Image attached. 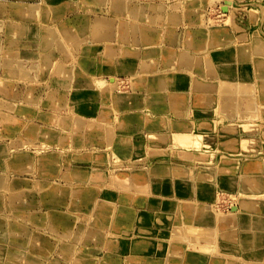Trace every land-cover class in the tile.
Wrapping results in <instances>:
<instances>
[{
	"label": "bare ground",
	"instance_id": "obj_1",
	"mask_svg": "<svg viewBox=\"0 0 264 264\" xmlns=\"http://www.w3.org/2000/svg\"><path fill=\"white\" fill-rule=\"evenodd\" d=\"M16 1L18 2H15L12 5H17L20 2L23 5L21 6V11H24L22 7H25L27 5V4L25 5V3L28 2V5L26 6V10L31 14V16L32 15L38 16L41 14L42 18L46 23L53 20L54 22H57L69 12L68 10H75L76 8L79 7L78 2L75 3L72 0H16ZM35 1H39V2L43 1V5L35 6L29 4V3H34ZM109 1L110 0H101V3L98 6H100L103 2H109ZM235 1L236 0H230L231 3H235ZM0 2L3 1L1 0ZM117 2L118 3L116 4L118 6L120 7L124 6V1L120 3L119 0H117ZM127 2L128 1H126V3ZM113 3L115 4L114 0ZM210 8L206 10L207 13L206 16H208L206 19L207 23L223 26L220 23H216L213 20L212 16H210L212 10H214ZM228 8L231 11L229 6ZM2 14L3 11L0 10V15ZM105 19H104L105 22L103 23L100 22L99 20H96V22L102 24L103 26L106 25L107 33L108 35L111 36L115 33L117 26L113 19L107 17H105ZM3 25L4 24H2L1 21L0 30L3 29L2 27ZM126 26L125 27L127 29L124 26L123 29L126 32L127 31L131 32L133 28L130 26V24ZM56 28L52 27L51 29H49L50 33L48 32V30H45V32L49 34L52 33V35L54 36V38H52V40L54 39L53 44L48 43L47 39L44 40L42 38V44L45 47V51L42 56V61L44 62V64L47 63L50 64L53 61V58L56 56L54 53L57 51L62 52L64 49V45H63L64 41L61 39L59 33L55 32ZM66 30L67 29H64L65 38H67V31H68ZM48 36L49 35H47V37ZM43 37H46V33L43 34ZM22 39H24V37L18 36V31L15 30L12 31V35L9 40L11 45H15L17 44L16 41ZM240 39L244 40L242 38ZM231 43L232 41H230V44ZM0 45H2L1 42ZM25 53H27L30 57L32 56V58L27 57V59H20L15 55H10L8 62H10L11 65L15 64L18 66L20 65L24 66L29 71L35 69L33 63L34 61L33 54L28 52ZM244 60L246 61L244 62ZM38 61H40V58L38 59ZM185 61H189V59H186ZM185 61H183L181 64L183 65ZM216 62L219 66L218 69L219 77H217L214 69L213 71L208 69L207 73H204V71H203L204 74L201 73V75H203L202 80L188 76L186 77L183 75L179 76L178 78L172 81L171 79H167V78L166 79L159 78L156 79L154 83L162 89L161 94H157V95L152 94L151 96L148 95L149 96L148 99L150 98L151 103L154 107L160 104H164L166 105V107H169L172 106L173 103H179L180 104L179 108L177 106L176 109H179L180 113L182 112V115L186 117L185 118L186 120H190L186 122L184 125L180 126L178 130L171 129L173 130L171 133L154 132L156 135V136L154 135L156 138V142L158 141L167 142L168 143L167 145L169 147L167 151L170 150L169 154H167L166 152L154 154L156 155L155 158L158 159L160 162H162V160L165 159L179 162L180 160H177L176 158L172 157L176 154H172V153L176 151V149H180V148L188 150L185 156L179 155L180 158L182 159L181 162H179V165L182 166L184 170L187 169L189 171L188 173L193 172L192 175H189L187 177L185 176L186 178L178 175V173L182 171L180 167H177L179 168L177 169L175 166L173 167L163 163L160 165L156 164L158 165L160 171L162 172L160 181H156V183L154 182V176L148 174L147 182L145 184H138V182L142 181L143 179L138 181V178H136L135 175L133 174L136 171L135 170L134 172H130L129 174L118 175L119 177L116 175V173L109 171L110 174L109 178L114 180V185L116 187V189L113 190L112 189L109 190L108 188H93L92 186L87 187L86 185H81V186L75 185L74 183H72V181L74 180V172L76 170L72 169L69 171V169L66 170L62 169L63 165H67L71 163L70 158H72L73 153L84 152V154H87L88 152H96L97 154H99V153L107 152V151L97 150L98 148L96 143L98 141L97 137L100 136L98 133H100L101 131L95 130L94 128H98V127H94L92 124H89L87 120L82 119L80 116L74 117V120L72 122V126H73L72 128L76 130V137L72 138L69 141V143L64 144L65 147L64 149L62 147L63 149V150L61 149L62 151L60 150V152L58 153L55 152V154H51L50 152H48L47 154L38 156L41 150H44L45 148L50 149L49 145L45 147L43 146L44 148L41 146L36 149L31 148L32 150L27 149L23 151V153H27V154L29 153V155L32 156L31 158L32 161L28 162V165H26L24 169L31 170L32 173L38 172V174H40L41 176L42 173H44L43 169L45 170L54 169L57 171V173H53L52 175L55 174V176L57 175L56 177H59L61 180H63V182H60V184L54 182L51 183L47 182L48 183L46 184L47 192L45 194L46 200L43 199L41 201L42 204H46V203L48 204L50 202H58L67 205L69 203L71 205L73 204L76 209L83 210L87 204L90 205L89 203L90 200H89L86 205L82 206L87 201V196H90L91 190H94L92 193V195L95 196V202L92 203L93 208L89 212V214H85L84 216H82V218L83 217L86 218L84 222L85 227H82L80 232H76V235H80L79 239L83 241L84 239H89V240H93L97 238L101 239L99 243H101L102 249L100 247V251H102L104 254L101 255L100 259L106 260L111 256H118L121 259H129L131 257H137L134 254L140 253L138 256L139 257L142 256V257L139 259V263L137 264H230V256L234 255L239 258V261L237 263L235 262V264H264V223L263 225H259L260 223L257 222H260L261 218L253 216L254 212L255 213H261V211L264 212V199H262V197H264V124L263 127H259V128L257 127L258 129L251 131L252 129L256 128L257 125H259L258 124L259 121H261V123L264 122V108L261 109V107H259V105L255 102L253 103L240 102V99H242L241 96H246L251 98L252 100L253 99L257 100L258 94L260 92V99L262 98V102L264 103V66H260L259 64V62H261V64L264 63V40L259 36H257L256 40H254V42L251 44V48H249V51L243 49L241 52H239L237 51L236 48H234L232 52L230 51V61H227V59H223L222 57H217ZM95 64L99 66L98 62H95ZM95 68H100V67H95ZM156 68L158 69V67ZM59 70L62 71L61 73L63 75L69 77L68 81L71 84L68 83L67 87L70 90H74L73 93L72 91L69 90V92L72 93L71 97L72 98L74 97V99L76 100H81V98L78 96V93L83 92L82 90H80L82 88L77 89L75 87H77L78 84H73L75 83L76 78L79 77L80 72H78L75 68H72L70 70L66 66L60 67ZM206 77H209L210 79ZM206 79H208L209 81ZM110 80H111L110 85L113 88V90L116 92L117 94L116 96H111V95L109 96L107 94L104 95L101 91H99L101 86L106 84L104 79H99L98 80L99 83L98 84L96 83L94 84V86H92L91 93L93 94L91 95L89 94L90 96H88V94L86 93V95L90 97L91 100L93 99L92 101L94 102H97L96 100L98 97L102 99L100 100V102L103 101V99L110 100L111 98L112 102L114 101L116 105L124 106V103H126V98H128L127 92H124L121 83L118 82V78L112 77L110 78ZM220 85H222V87H220ZM76 91H78V93ZM21 95L22 94H20V96ZM190 100H193L194 103L197 104L196 106L197 108L200 109V112L197 113L194 111L192 112L189 109L188 104ZM157 102L159 104H156ZM94 110L95 109H93V112ZM209 114L211 115V117L203 118V115H209ZM86 116H87V112H86ZM193 116L197 119L194 122L195 124L199 123L198 125L199 128L197 127V125L191 124V122L193 121L192 120ZM227 119H229L230 122L226 121L227 124H225L224 120ZM14 125L15 124L13 121L12 123L2 122V119L0 117V129L3 126V127H7V129L11 131L15 129ZM39 126H37V128ZM131 126L132 124H130V128L132 129ZM35 132L36 131L33 130L31 132V136L38 135L39 137H42L47 134L44 133L43 129H41L38 132V134ZM120 132H122V129H120ZM132 132L133 133L131 134H138L143 132V134L145 135L144 126L137 125L135 126V128L133 127ZM220 133L226 136L224 137L222 136V134L220 135ZM52 135L55 138L57 137L53 133ZM144 135L142 139L139 140L142 145L148 143V141L146 140V136ZM217 137H224V139L222 140L223 144L222 143L212 144L207 142L208 140H214ZM210 144L213 146H217V148L219 147L220 151L222 150L226 151L225 149H230V152H233L235 154H238L239 152L240 153L245 152L248 155L256 158H253L251 161H249V163L246 164L245 162L247 160L243 159L242 157H239L238 159H234V162H232L231 164L239 165V168H236L235 170L231 171V167H230V173L226 172L225 176L219 173V170L216 169L217 168L216 166H204V164H201L200 162V166L196 168L197 163L195 161H203V157L192 159L195 155L194 153L196 151L195 149L197 147L198 148L201 147L202 145L209 147ZM136 150H138L139 152L140 149L137 147ZM206 150H208V148ZM2 152H3L2 149H0V156L3 155ZM260 152H263V154H261ZM119 154L114 152L115 159L122 157ZM174 157H178V156H174ZM36 158L37 159L39 158L40 162H38V160L36 161ZM122 160H126V157L125 158L123 157ZM188 160L193 163H189ZM224 161H226L228 166L230 165L229 159H225ZM15 162H16V158H15ZM21 164L23 165V162ZM80 167L83 168L84 170L89 171V169H87L85 165H82ZM222 167L223 166H221V168ZM11 168H12L11 163L6 164L5 161L1 162L0 159V169L2 172L0 174V204L8 203L13 205V208L18 206L31 208L33 206H37L38 204H40V202L38 201L36 202V200L32 197V195L27 194L26 192L27 189L21 188L17 181L8 179V175L4 176V172L8 170L10 171ZM257 169L263 170V173L260 175H256L257 173H255L254 170ZM206 173H208L209 176L211 175L210 182L213 183L214 188L216 190L222 189L223 191L230 192L231 195L238 196V198L241 199L240 201L243 202L244 208L242 206H238L234 204L231 206L229 214H220L214 211L212 205L202 204L200 202V199L201 196H203L204 194L201 191L202 187L201 184L198 183V179L200 175L201 176L204 175V177H206L205 176ZM80 178L82 179V176H80ZM86 178L88 180L90 178L89 174L87 173L85 179ZM225 180L227 182H224ZM249 181L251 182V184L254 181H257L258 187L257 185H250ZM38 184L39 186H41V188H43V186L40 185L42 184V182L38 181ZM25 185L26 183L24 184V186ZM26 187L28 186L26 185ZM33 188H37V187H33ZM152 193H155L156 197H151L154 196V194ZM49 197H51L50 198L51 201L47 200ZM80 197H84L83 203L79 202ZM211 197H213V195L210 196V198ZM114 198L117 199L114 200ZM235 199L232 198L230 200H235ZM121 207H128L131 209L130 211L127 212L122 211L124 212L126 217L125 216L121 217V214L119 212V209ZM245 212L248 214L245 215L246 214ZM160 213H168V214H160ZM178 214H179V223L178 222L174 223V220L172 221L171 219H166L167 216L176 217ZM158 221H161V223H158ZM164 223L165 226H163ZM53 224H54L53 222L49 223V226L47 227L48 229L47 235H49V233L53 230L51 228ZM90 225H94L95 227H91ZM177 227L184 228L185 230H187V228H191V230L193 229L195 232L189 234L187 231L185 233H182L180 231L181 234H179V232H177ZM144 228H147L148 230L144 231ZM245 228H249V230H247V232L240 231ZM200 231H204L205 232L204 235L198 236L197 232ZM258 232H260L261 235H258ZM21 233L23 232L21 231ZM129 233L130 236L127 237ZM42 239L40 238L39 242L37 243L33 240H28L27 243L33 245V250L35 252H38L39 253L38 255H41V253L43 252L44 253L51 252L47 258L41 257L39 259H36L31 255H25L24 256L25 258L21 257L20 262L18 261L15 262L19 264H36V263L42 264V262H44V264H55V263L58 264L57 262L59 260H57L56 256L59 255L53 253L57 251L56 248L58 245H56V248L53 250L50 246L51 243L48 241H44L41 243L40 241H42ZM26 247L28 248V245H26ZM58 247H61V245L59 244ZM197 247H200L202 250L196 251L193 249ZM245 247L251 248V250L250 251L245 250L244 249ZM61 248L64 250V247ZM0 249L3 252L2 253L3 255L4 251L2 244L0 245ZM254 254L259 256V260L255 259L256 257ZM19 259L20 258H16L15 260H19ZM1 262L2 259L0 256V263ZM105 263H110V262L105 261Z\"/></svg>",
	"mask_w": 264,
	"mask_h": 264
},
{
	"label": "crops",
	"instance_id": "obj_2",
	"mask_svg": "<svg viewBox=\"0 0 264 264\" xmlns=\"http://www.w3.org/2000/svg\"><path fill=\"white\" fill-rule=\"evenodd\" d=\"M2 1L4 3L0 2V10L3 11V14L0 15V22L2 21L4 25L2 26L3 29L0 30V42L2 44L0 45V53H2L0 54V117L2 122L12 123L13 121L15 129L10 131L7 127H1L0 149H2L3 155L0 156V159L1 162L5 161L6 164L11 163L12 165L10 171L4 172V176L8 175V179L17 181L21 188L25 182H23L24 173H32L31 170L24 169L28 165V162L32 161V156L29 153H23V151L49 145L51 154L60 152L62 147L64 149V144L69 143L72 138L76 137V130L72 128V122L74 117L77 116L87 120L94 127H98H93L95 130L101 131L98 133L100 136L97 137L98 141L96 142L97 147L100 148V150L97 148L98 151L107 150V152L111 151L110 153H120L119 155L124 158L126 157L125 162L128 164L138 163L135 162L138 160L149 163L151 160H154L155 153L166 152L169 154L170 150L167 151L169 149L168 143L164 141H158L160 143L156 142L154 132L171 133L173 131L171 129L178 130L180 126L190 120H186L182 112L180 113V110L176 109L177 106L179 108V103H173L169 107H166L164 104L156 105V107L152 105L150 98L148 99V95L161 94L162 90L154 81L159 78H167L172 81L181 75L202 80L203 75L201 73H207L208 69L211 71L214 69L217 77H219V66L216 62L217 57L230 61V51L232 52L234 48L239 52L243 49L249 51V48H251V44H244L240 39L242 37L231 26H219L207 23L206 19L208 16H206V10L213 7L217 0H119L120 3L124 1L123 7L116 4L118 3L117 0H114L116 5L113 3V0H110L109 2H103L100 5L101 7L98 6L101 0H72L75 3L78 2V8L68 10L69 12L57 22L53 20L47 23L41 14L31 16L26 10L28 2L25 3V5L27 4L25 7H22L24 11H21V6L23 5L20 2L17 5H12L18 1ZM126 1L128 2L126 3ZM29 4L40 6L43 5V1H35ZM16 8L19 10L17 16L13 14ZM105 17L113 19L117 26L115 33L111 36L107 33L106 25L103 26L96 22V20L102 23L105 22ZM128 24L133 28L131 32H126L123 29V26L125 27ZM52 27H57L55 32L59 33L61 39L64 41V49L62 52L57 51L59 54L57 52L54 53L56 56L50 64H44L42 56L45 47L42 44V38L44 40L47 39L48 43L53 44L54 39L52 40V38L54 36L52 33L49 34V29ZM64 29L68 30H66L67 38H65ZM15 30L18 31V36L24 37V39L16 41L17 44L15 45H11L9 39L12 31ZM45 30H48L49 33L45 32ZM44 32L46 33V37H43ZM47 35L49 36L47 37ZM230 41H232L231 44ZM25 52L33 54L35 69L29 71L24 66L11 65L8 62L10 55H15L20 59L30 57ZM39 58L40 61H38ZM186 59H189V61H185ZM183 61L185 62L182 65ZM95 62H98L99 66ZM63 66H66L70 70L75 68L80 72L79 77L76 78L73 84H78L75 87L77 89L82 88L80 90L83 92L78 93L76 91L81 100L71 97L74 90H70L67 87L68 83H70L68 81L69 77L63 75L62 71L59 70ZM112 77L118 78L121 86H126L124 92H127L128 98H126L124 106L116 105L114 101L112 102L111 98L110 100L103 99L100 102L102 99L98 97L97 102H94L92 101L93 99L91 100L88 97L93 94L91 93L92 86L96 83L98 84L99 79H104L106 82L101 88L99 86V91L104 95L116 96V92L110 85V78ZM206 78L210 79L209 77ZM20 94L22 95L20 96ZM156 104L159 103L157 102ZM196 105L193 100H190L188 107L196 113L200 112V109ZM92 108L95 109L94 112ZM101 111L104 112L102 113ZM130 124H132V129L137 125H143L145 135L143 132L131 134L133 132ZM191 124L197 125L199 128V123L195 124L192 121ZM37 126L39 127L37 128ZM41 129L44 130V133H47L45 136H31L33 130L38 134ZM120 129H122V132H120ZM52 133L57 137L55 138ZM143 135L146 136V140L148 141L145 145H142L139 141ZM222 136L225 135L222 134ZM137 147L140 149L139 152L136 150ZM226 150L230 151V149ZM13 156L20 157L16 161L17 163L15 160H12ZM37 160L40 162L39 158H36ZM17 173L18 177L14 175ZM35 179L37 177L31 180L30 186ZM32 189L34 192H30L29 188L27 194L32 195L33 198L35 197L36 200L38 190L37 188ZM38 202L40 201L38 200ZM51 205L52 207H49ZM42 206L38 204L31 208L22 206L13 208V205L8 203L0 204V245L2 244L4 251L2 255L3 252L0 249L2 259L0 264H19L15 261L20 262L21 257L25 255H31L36 259L41 257L47 258L51 252H43L41 255H38L39 253L33 250V245L27 243L28 240H33L37 243L40 238H43L40 241L41 243L44 241L50 242L53 250L59 244L61 247H64L63 250L57 246V251L53 252L56 255L62 256H56L57 260H59L58 264L139 263V259L142 256L139 257L136 254L134 255L137 257L129 259L111 256L106 260H102L100 257L104 253L100 251L101 243L99 242L101 239H84L83 241L79 239L80 235L76 237V232H80L82 227H85L84 222L86 219L82 218V216L85 215L84 213L90 212L93 207L80 210L76 209L73 204L68 203L64 205L58 202H50L42 204ZM46 206L49 209H46ZM58 207L64 211L65 221H62L59 215H57L59 211L57 210ZM70 209L79 210V216L74 218L71 214L65 212ZM130 210L128 207H121L119 209L121 217L124 213L122 211L127 212ZM23 212L25 213V218ZM34 216L35 218L32 219ZM17 217L30 219L33 225H36V220L37 225L39 221L42 223L45 221L44 227L46 229L49 223L53 222L54 224L51 228L54 232H51L54 236L58 235L59 237H53L52 233L42 235V232L36 231L37 225L31 226L33 229L27 228L23 230L22 227L24 225L21 223L23 219H18ZM90 226L95 227L94 225ZM19 238H23L25 245H21L17 241ZM26 245H28V248ZM16 258L20 259L15 260ZM105 261H109L110 263H105Z\"/></svg>",
	"mask_w": 264,
	"mask_h": 264
},
{
	"label": "rangeland",
	"instance_id": "obj_3",
	"mask_svg": "<svg viewBox=\"0 0 264 264\" xmlns=\"http://www.w3.org/2000/svg\"><path fill=\"white\" fill-rule=\"evenodd\" d=\"M228 6L230 7L231 11L229 10ZM210 9H214V10H212V13L210 15V16H212L213 20L216 23H220L221 25L232 26V28L239 35L241 34L240 36L242 37V39H244L241 41L244 42V44L245 43L252 44L254 42V40H256L257 36H259L260 38H262L264 40V0H236L235 3H231L230 0H217L214 3L213 7H211ZM14 12L15 13H13V14H15L17 16L19 13L18 8H16ZM259 64H260V66H264V63L261 64V62H259ZM220 87H222V85H220ZM122 88H123V90H125L126 86L122 85ZM241 98L242 99H240V102H249V103L255 102L259 105V107H261V109L264 108V103L262 102V98L260 99V92L258 94L257 100L256 99L252 100L251 98L246 97V96H241ZM207 117H211V115L210 114L209 115H203V118H207ZM257 118H255V119H257ZM192 120L196 121L197 119L193 116ZM226 121L230 122L229 119L224 120L225 124H227ZM258 124L259 125L261 124V125L260 126L257 125L256 128L252 129L251 131L258 129L259 127H263L264 122L261 123V121H259ZM205 134H202V135H205ZM221 134L222 133H220V135ZM224 137H217L214 140H208L207 142L212 143V144H220V143H222V140L224 139ZM201 148H203V149H201ZM207 148H208V150H206ZM195 150H196L194 152L195 155L192 159L203 157V161H195L197 163L196 168L200 166V162H201V164H204V166H216L217 168L216 167L215 168L217 170H219V173H221V175H223V176L226 175V172L230 173V167H231V171L235 170L236 168H239V165H232L231 164L232 162H234V159H238L239 157H242L243 159L247 160L245 162V164H246V163H249V161H251L253 158H256V157H252V156L248 155L245 152L244 153L239 152L238 154H235L233 152L227 151L226 149H225L226 151H224V150L220 151L219 147L217 148V146H213L211 144L209 147L202 145L199 148L197 147ZM201 150H203V151H201ZM50 151L51 150L45 148L44 150H41V152H39L38 156L43 155V154H47ZM187 151L188 150L183 149V148L176 149V152H175L176 155H174V156H178V154L180 156H185L187 154L186 153ZM110 152L99 153V154H97L96 152H88L87 154H84V152L83 153L82 152L81 153H73L72 158H70L71 163L67 164V165H63L62 169H64V170L69 169V171L72 169L76 170L74 172V180L72 181V183H74L75 185H79V186L86 185L87 187L92 186L93 188H108L109 190L110 189H112V190L116 189V187L114 185V180L109 178V176H110L109 171L116 173V175L118 176V175H122V174H129L130 172H134L136 170L133 174L135 175L136 178H138V181L143 179L142 181H139L138 184H145L147 182L148 174L154 176V182L155 183H156V181H160L162 172L160 171V168L158 167V165L163 164V163L168 164L169 166H173V167L175 166L176 168L180 167V169L182 171H180L178 173V175H180L181 177H185V176L187 177V176L193 174V172L188 173L189 171L187 169L184 170V168L179 165V162H181V160H182L179 156L178 157L172 156L173 158L180 160L179 162H175L173 160L170 161L168 159L162 160V162H160L158 159L154 158V160H151V162H153V163H151V162L144 163L143 161L138 160V161H135L138 163L128 164L125 162V160H122L123 157L115 159L114 153H110ZM260 153L263 154V152H260ZM238 155H240V156H238ZM44 156H43V158H44ZM257 156H258V154H257ZM15 158L17 161L18 156H13L12 160H15ZM209 158H210V160H209ZM192 159H189V160H192ZM225 159L230 160L229 166L226 163V161H224ZM189 160H188L189 163H193V162H190ZM156 164H158V165H156ZM82 165H85L87 167V169H89V171L81 168L80 166H82ZM192 165H195V164H192ZM221 166H223V167L221 168ZM140 167H141V169H140ZM177 169H179V168H177ZM43 170H44V173L41 172L42 176L38 173H33V174L32 173H26V174L24 173L25 178H24L23 182L25 181L24 184L28 183L27 184L28 187H26V185L24 186V184L22 187L23 189L27 188V190H29V188H30L29 191L32 193L34 192V190L32 188L37 187L38 196L36 198V202L39 200L41 206H42L41 201L43 200L44 197H46V195H45L47 192L46 184H48L49 182L50 183L54 182V183H58V184H60V182H63V180H61L59 177H56L57 175L56 176H55V174L52 175L53 173H57L56 170H54V169L53 170L43 169ZM85 172L87 174H89V176H90L89 180L87 178L85 179V176H86ZM140 172H141V174H140ZM157 172H158V174H157ZM254 172L257 173L256 175H260L263 173V170L257 169V170H254ZM91 173H93V174H91ZM15 176L18 177V174H15ZM34 176H35V178L37 177V181H36V179H35V181H32V185L30 186L31 180L34 178ZM80 176H82V179L80 178ZM205 176L206 177H204V175H202V176L200 175V177L198 179V183L201 184V187H202L201 191L204 194L203 196H201V199H200V202L202 204L212 205L214 211H216L217 213H220V214H229L230 208L234 204L238 205V206H242L244 208V204L242 201H240L241 199L238 198V196L231 195L230 192L223 191L222 189L216 190L214 188L213 183L210 182V179H211L210 176L211 175L209 176V174L206 173ZM140 177H142V178H140ZM38 181L42 182V184H40V185H42L43 188H41V186H39ZM224 182H227V181L225 180ZM249 183H250V185H257V187H258L257 181H254L252 184L249 181ZM27 190H26V192H27ZM93 191L94 190H91L90 196H87V201L82 206L86 205L89 200H90L89 203L91 205L87 204L84 208H88V207L92 208L93 207L92 203L95 202V196L92 195ZM36 194H37V191H36ZM152 194H154V196H151V197H156L155 193H152ZM212 195H213V197L210 198V196H212ZM50 198L51 197H49L47 200L51 201ZM232 198L233 199L236 198L235 199L236 201L230 200ZM34 199H35V197H34ZM79 199H80V201H79ZM79 199H78V201L80 203L84 202V197H80ZM116 199L117 198H114V200H116ZM262 199H264V197H262ZM218 200H219V202H218ZM230 201H232V202H230ZM230 203H232V204H230ZM215 204L218 206H216ZM49 207H52V205ZM217 207H219L220 209ZM45 208L49 209V208H47V206ZM57 210H59L57 213V215H59V218L62 219V221H65L66 218L64 217L65 216L64 211L59 207ZM65 212L68 214H71L74 218L79 216V213H78L79 210L70 209L69 211H65ZM81 213H84V212H81ZM84 214H89V212H86ZM160 214H168V213H160ZM247 214L248 213H246L245 215H247ZM23 215L25 218L24 212H23ZM122 216H125V214ZM253 216L261 218L260 222H257V223H260L259 225H263V223H264L263 222L264 221V212L263 211H261V213H255L254 212ZM34 218H35V216L32 219H34ZM18 219H23V217L18 218ZM84 219H86V218H84ZM166 219H171L172 221L174 220V223H177V222L179 223V214L176 217L167 216ZM35 222L37 225V220ZM21 223H22V225H24L22 227V228H24L23 230H25L27 228L33 229V227H31V226H36V225H33V222H31L30 219L29 220L23 219ZM45 223H46L45 221L43 223L41 221H39L38 225L36 226V228H37L36 231L42 232V235L48 234V232H47L48 229H46L44 227ZM158 223H161V221H158ZM159 225H161V224H159ZM163 226H165V223L163 224ZM147 230H148L147 228H144V231H147ZM247 230H249V228H245V229L240 230V231L247 232ZM180 231L182 233H185L187 231L189 234H192L195 232L193 229L191 230V228H187V230H185L184 228L177 227V232H179V234H181ZM204 233H205L204 231H200V232H197V235L202 236V235H204ZM258 235H261V233L258 232ZM52 236L53 237H59L58 235L54 236L53 233H52ZM129 236H130V233L127 235V237H129ZM76 237H78V235H76ZM17 241L21 245H25L23 238H19ZM193 249L196 251L202 250L200 247L193 248ZM244 249L248 250V251L251 250V248H248V247H245ZM139 254L140 253H138L136 255H139ZM255 257H256L255 258L256 260H259L258 255H255ZM238 261H239L238 257H236L234 255L230 256V264H235V262L237 263Z\"/></svg>",
	"mask_w": 264,
	"mask_h": 264
}]
</instances>
